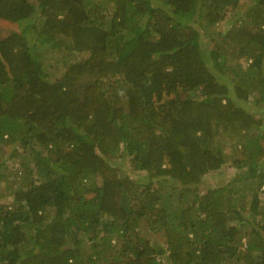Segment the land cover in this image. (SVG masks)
<instances>
[{
    "label": "trees",
    "instance_id": "16d2710c",
    "mask_svg": "<svg viewBox=\"0 0 264 264\" xmlns=\"http://www.w3.org/2000/svg\"><path fill=\"white\" fill-rule=\"evenodd\" d=\"M0 28V264H264V0H0Z\"/></svg>",
    "mask_w": 264,
    "mask_h": 264
},
{
    "label": "rangeland",
    "instance_id": "374dc122",
    "mask_svg": "<svg viewBox=\"0 0 264 264\" xmlns=\"http://www.w3.org/2000/svg\"><path fill=\"white\" fill-rule=\"evenodd\" d=\"M232 21V19L230 17H226L223 21L219 22L216 26H215V31H224L228 28V26L230 25V22ZM7 29L5 28H0V34H5L7 33ZM243 65H245V62L242 60L241 61ZM264 144V143H263ZM264 146V145H263ZM12 146L6 145V146H2V150L4 153H6V151H8ZM116 163L122 164L124 165L123 168L125 170H129L127 163L125 162V160H116L114 161ZM8 165H10V163L8 162ZM226 167V168H225ZM223 167L221 170H223V174L224 177H219L218 174H207L208 176L206 177V179L202 182L203 188L205 187H209L210 184L212 183H217L221 178L224 179L225 176H230L229 174H232L235 170L233 168H230L229 166H225ZM236 172V171H235ZM8 173V172H7ZM224 181V180H223ZM4 182L5 181H0V202H9L10 198H8V196H4L3 194L5 193L4 190ZM213 186V185H212ZM202 188V186L200 187ZM139 232L142 233V235L150 237V233L147 231V229L144 226H141L140 229H138Z\"/></svg>",
    "mask_w": 264,
    "mask_h": 264
}]
</instances>
